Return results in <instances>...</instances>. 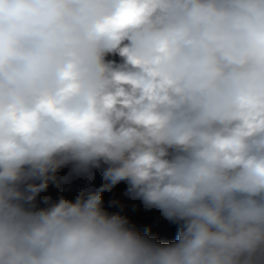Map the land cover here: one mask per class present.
I'll return each instance as SVG.
<instances>
[{
  "label": "clouds",
  "instance_id": "obj_1",
  "mask_svg": "<svg viewBox=\"0 0 264 264\" xmlns=\"http://www.w3.org/2000/svg\"><path fill=\"white\" fill-rule=\"evenodd\" d=\"M0 264H264V0H0Z\"/></svg>",
  "mask_w": 264,
  "mask_h": 264
},
{
  "label": "rangeland",
  "instance_id": "obj_2",
  "mask_svg": "<svg viewBox=\"0 0 264 264\" xmlns=\"http://www.w3.org/2000/svg\"><path fill=\"white\" fill-rule=\"evenodd\" d=\"M70 167H65L61 169L58 173V177L68 176V180L57 186L55 183L50 184L49 188L41 193V199L44 196H48L52 201L59 199L61 196L68 198H75L73 193V188L78 189L83 187L88 190H96L102 186L104 183L102 178V168L94 169L93 176L89 181L87 177L77 176L75 174H70ZM93 183V184H92ZM81 191L78 192V195ZM124 193H127V185L124 182L113 187L111 190L104 193V207L109 213H119L125 215L132 225L140 227L141 230L145 232H150L155 234L161 229L165 228L168 224L167 220L161 215L160 211L157 209L145 208L141 201H127L123 198L126 197ZM120 201L124 207L121 208L119 204L112 205L110 202L113 199ZM129 203V204H128ZM41 206H43L41 204ZM143 219V223H140L139 219ZM151 218L153 221V226L147 225V219ZM136 224V225H135ZM151 235V234H150Z\"/></svg>",
  "mask_w": 264,
  "mask_h": 264
},
{
  "label": "trees",
  "instance_id": "obj_3",
  "mask_svg": "<svg viewBox=\"0 0 264 264\" xmlns=\"http://www.w3.org/2000/svg\"><path fill=\"white\" fill-rule=\"evenodd\" d=\"M167 223L168 224L165 226V228L161 229L155 234H151L150 236L154 237L158 242L161 243L173 242L178 233L179 226L169 221H167Z\"/></svg>",
  "mask_w": 264,
  "mask_h": 264
},
{
  "label": "built area",
  "instance_id": "obj_4",
  "mask_svg": "<svg viewBox=\"0 0 264 264\" xmlns=\"http://www.w3.org/2000/svg\"><path fill=\"white\" fill-rule=\"evenodd\" d=\"M83 189V187H80V188H78V189H75V188H73V195H74V197H76L77 195H78V192L79 191H81ZM124 200H127V201H129V202H131V201H139V200H136V199H132L130 196H126L125 198H123ZM129 204V203H128ZM139 221H140V223H143L142 221H143V219L141 218V219H139ZM147 225H151V226H153V221H152V219L151 218H148L147 219ZM136 225V224H135ZM134 226V225H133ZM139 231H141V232H145V231H143V230H141L140 229V227H137V226H135ZM149 235L150 234H152V233H150V232H147Z\"/></svg>",
  "mask_w": 264,
  "mask_h": 264
},
{
  "label": "bare ground",
  "instance_id": "obj_5",
  "mask_svg": "<svg viewBox=\"0 0 264 264\" xmlns=\"http://www.w3.org/2000/svg\"><path fill=\"white\" fill-rule=\"evenodd\" d=\"M93 184V183H92ZM126 196H129V195H127V193H124Z\"/></svg>",
  "mask_w": 264,
  "mask_h": 264
}]
</instances>
